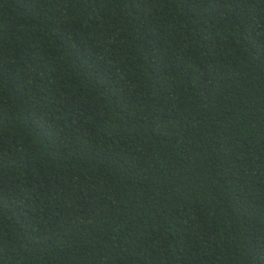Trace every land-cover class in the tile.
<instances>
[{
	"label": "trees",
	"instance_id": "trees-1",
	"mask_svg": "<svg viewBox=\"0 0 264 264\" xmlns=\"http://www.w3.org/2000/svg\"><path fill=\"white\" fill-rule=\"evenodd\" d=\"M0 264H264V0H0Z\"/></svg>",
	"mask_w": 264,
	"mask_h": 264
}]
</instances>
